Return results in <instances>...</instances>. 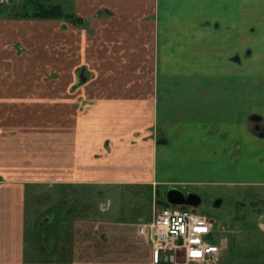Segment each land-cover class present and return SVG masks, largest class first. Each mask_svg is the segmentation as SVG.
Instances as JSON below:
<instances>
[{
  "label": "rangeland",
  "instance_id": "obj_1",
  "mask_svg": "<svg viewBox=\"0 0 264 264\" xmlns=\"http://www.w3.org/2000/svg\"><path fill=\"white\" fill-rule=\"evenodd\" d=\"M174 1L0 0V240L23 264H175L130 226L171 187L227 238L201 264H264L253 162L247 179L200 174L260 141L264 5Z\"/></svg>",
  "mask_w": 264,
  "mask_h": 264
},
{
  "label": "built area",
  "instance_id": "obj_2",
  "mask_svg": "<svg viewBox=\"0 0 264 264\" xmlns=\"http://www.w3.org/2000/svg\"><path fill=\"white\" fill-rule=\"evenodd\" d=\"M215 219L197 207L164 204L152 219L140 222L138 231L160 262L201 264L219 256L227 238L217 240ZM198 255H194L197 254ZM182 263V262H181Z\"/></svg>",
  "mask_w": 264,
  "mask_h": 264
},
{
  "label": "crops",
  "instance_id": "obj_3",
  "mask_svg": "<svg viewBox=\"0 0 264 264\" xmlns=\"http://www.w3.org/2000/svg\"><path fill=\"white\" fill-rule=\"evenodd\" d=\"M169 3H174V0H166ZM227 0H224V2H226ZM231 3V1H229ZM245 0H237V5H245ZM207 3H209V0H207ZM261 4L264 5V0H261ZM189 8V7H188ZM260 14L264 15V8H260L259 9ZM224 19H226L227 17H232L230 12L228 11L227 13H225ZM241 18L243 17H238L239 20H242ZM231 31V30H230ZM243 37V33L241 31H239L237 34H233L232 38L234 37V39H238V37ZM240 45V44H239ZM230 133V132H229ZM234 133V132H233ZM236 134V133H235ZM245 138L239 136L236 134V136L243 138V142H242V146L241 149H243V154H245L246 156H244L243 158H239L238 160L235 161V159L233 160L230 156L229 159H227L226 161H216L214 159H212V167L211 168H204V172L200 173L204 178H226L228 180H242V179H247L252 177L251 173L248 172V163L253 162V173L254 174V178L256 180H260L264 182V137L260 138L259 140H254L250 137L248 138L247 132L242 134ZM235 136V137H236ZM231 138H233L232 136H230V138L228 140H232ZM226 146V144H225ZM230 145L228 144V147ZM231 154V153H230ZM247 155L248 156H253L252 160L253 161H248L247 160ZM213 158V157H212ZM204 166V165H203ZM186 169V168H185ZM207 169V170H206ZM189 173L184 174V176H188ZM264 184V183H263ZM138 224H134V225H130V226H134L136 227L135 230H133V232L131 233L132 236H136L141 240H144L145 243H147V241L145 240V238L143 236H141L139 234L138 231ZM260 229L264 230V222L260 223ZM126 229V228H125ZM127 230V229H126ZM148 244V243H147ZM261 246V248H264V240L258 244ZM150 251H151V246L148 244ZM23 245L21 243V240H19L18 242V247H15V249H13V251H7L6 249V243L5 242H1L0 240V264H23L22 260H23ZM264 254V253H262Z\"/></svg>",
  "mask_w": 264,
  "mask_h": 264
},
{
  "label": "water",
  "instance_id": "obj_4",
  "mask_svg": "<svg viewBox=\"0 0 264 264\" xmlns=\"http://www.w3.org/2000/svg\"><path fill=\"white\" fill-rule=\"evenodd\" d=\"M262 117L258 116L256 119L254 120H261ZM257 129H260V126H257ZM261 137H264V128H263V132L260 134ZM166 201L169 204H173V205H184V206H194V207H198L201 202H202V198L193 192H188V193H184L181 189L175 188V187H171L168 188L166 190ZM222 198L218 197L215 199L214 201V206L215 207H220L222 205Z\"/></svg>",
  "mask_w": 264,
  "mask_h": 264
},
{
  "label": "trees",
  "instance_id": "obj_5",
  "mask_svg": "<svg viewBox=\"0 0 264 264\" xmlns=\"http://www.w3.org/2000/svg\"><path fill=\"white\" fill-rule=\"evenodd\" d=\"M35 17L40 18H57L62 15L61 9L59 8V5H51L48 7L41 6L40 8H37L34 12ZM77 21H80V18H76ZM166 204L168 202L166 201Z\"/></svg>",
  "mask_w": 264,
  "mask_h": 264
},
{
  "label": "flooded vegetation",
  "instance_id": "obj_6",
  "mask_svg": "<svg viewBox=\"0 0 264 264\" xmlns=\"http://www.w3.org/2000/svg\"><path fill=\"white\" fill-rule=\"evenodd\" d=\"M258 116L257 115H253L251 116V119L255 122V128L257 129V126H260V129H257L259 135L263 132V128H264V119L261 118V120L257 121L254 120L256 119ZM263 122V123H262Z\"/></svg>",
  "mask_w": 264,
  "mask_h": 264
},
{
  "label": "snow or ice",
  "instance_id": "obj_7",
  "mask_svg": "<svg viewBox=\"0 0 264 264\" xmlns=\"http://www.w3.org/2000/svg\"><path fill=\"white\" fill-rule=\"evenodd\" d=\"M194 255H198V253L197 254H194Z\"/></svg>",
  "mask_w": 264,
  "mask_h": 264
}]
</instances>
